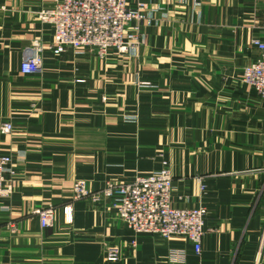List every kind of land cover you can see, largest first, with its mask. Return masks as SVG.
Here are the masks:
<instances>
[{"label": "crops", "instance_id": "obj_1", "mask_svg": "<svg viewBox=\"0 0 264 264\" xmlns=\"http://www.w3.org/2000/svg\"><path fill=\"white\" fill-rule=\"evenodd\" d=\"M148 5L128 30L140 28L136 50L99 59L89 49L54 54V31L38 19L52 0H0V127L14 128L0 131V157L17 172L0 197V264L255 263L264 102L242 76L259 55L252 41L264 38V0ZM34 40L45 46L43 71L24 75ZM165 162L173 205L206 210L200 255L182 238L136 236L110 206L72 200L79 180L98 192ZM48 206L54 226L42 228L33 212Z\"/></svg>", "mask_w": 264, "mask_h": 264}, {"label": "built area", "instance_id": "obj_2", "mask_svg": "<svg viewBox=\"0 0 264 264\" xmlns=\"http://www.w3.org/2000/svg\"><path fill=\"white\" fill-rule=\"evenodd\" d=\"M148 1L141 0L133 7L129 0H52L53 7L39 12L38 19L54 31V54H62L68 49H89L99 59H105L112 51L127 55L136 50L141 39L140 28L137 26L130 33L128 30L134 22L142 24L147 18ZM252 46L259 55L254 63L243 69L242 79L264 102V38L254 39ZM44 48L42 41L32 42L21 64L22 74L42 73ZM13 129L11 123L0 127L2 134H10ZM13 161L10 156L0 157V197H9L13 193L12 182L17 176ZM173 189V175L165 162L156 173L137 176L131 183L108 182L98 192L91 190L86 181L79 180L73 186L72 200H89L93 204L110 206L136 236H158L166 240L182 238L200 255L206 210L176 208L173 205ZM55 212L54 207L48 206L33 213L42 228H51ZM64 212L67 216L68 212L71 214L70 208H64ZM71 220L69 218L68 221ZM136 245L137 241H134L131 247ZM119 258L116 251L107 253L110 262H117ZM254 264H264V232Z\"/></svg>", "mask_w": 264, "mask_h": 264}]
</instances>
